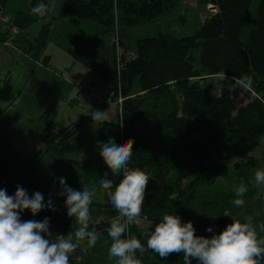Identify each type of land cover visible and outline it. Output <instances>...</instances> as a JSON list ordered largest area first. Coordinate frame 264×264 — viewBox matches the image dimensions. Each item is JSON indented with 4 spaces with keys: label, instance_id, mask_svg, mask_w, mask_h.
Returning a JSON list of instances; mask_svg holds the SVG:
<instances>
[{
    "label": "trees",
    "instance_id": "obj_1",
    "mask_svg": "<svg viewBox=\"0 0 264 264\" xmlns=\"http://www.w3.org/2000/svg\"><path fill=\"white\" fill-rule=\"evenodd\" d=\"M206 3L213 10H209L203 24L192 35L176 38L159 33L136 41L133 56H120V74L111 82L109 99L114 100L119 89L124 100L120 112L118 107L112 110L116 121L100 123L99 144L107 143L109 137L118 144L133 141L128 167L139 168L150 177L140 219L155 225L161 222L163 215L175 214L182 223L192 222L195 235L211 238L224 230V218L217 214L194 215L197 189L210 184L214 175L219 174L218 161L228 165L241 159L256 148L264 135V0H258L253 10L250 8L252 0H206ZM177 6V0H64L61 15L74 27H79L83 21L94 22L103 34L113 35L116 17L120 26L131 27L152 21ZM57 18L58 15L52 19ZM53 21L43 24L32 41L18 39L17 43L32 59L46 66L49 56L39 58ZM8 34L0 35V44L6 42ZM69 42L66 49L75 61H88L95 51L82 34ZM221 71L230 78L222 81L218 93L213 92L210 84L201 85L205 76L219 77ZM99 74L108 78L107 60L102 63ZM243 76L252 77L253 90L235 87L241 95L237 107L232 99L230 85H234V80L231 77ZM136 79L141 94L132 96ZM41 120L46 122L39 133L45 152L62 156L84 148L79 131L85 122L91 121L89 116L80 117L61 131L52 129L46 114ZM75 163L85 172L95 171L96 187L101 188L100 181L104 178L113 180L112 189L102 190L114 192L122 179V173L114 175L101 157L99 171L93 159ZM234 167L240 171L237 175L247 182L249 174L244 166L236 163ZM17 186L25 189L29 197L35 192L42 193L45 202L51 197L55 206V211L45 209L36 216L26 210L21 215L22 221H43L47 217L49 231L54 236L74 237L79 225L75 217L67 215L66 197L58 196L60 185L36 165L0 146V189L14 195ZM95 206L103 210L105 218L95 225L90 224L89 230L94 226L100 239L83 254L78 264H117V259L109 256L112 240L108 229L109 221L119 214L111 202H92L90 210ZM209 227L212 233L206 231ZM142 231L129 226L121 238H129L132 233L139 236ZM176 255L161 259L149 250L136 253L142 264H157ZM72 262L69 259V264Z\"/></svg>",
    "mask_w": 264,
    "mask_h": 264
},
{
    "label": "rangeland",
    "instance_id": "obj_2",
    "mask_svg": "<svg viewBox=\"0 0 264 264\" xmlns=\"http://www.w3.org/2000/svg\"><path fill=\"white\" fill-rule=\"evenodd\" d=\"M45 1L50 2V0ZM257 1L252 0L250 7L252 10L255 9ZM177 3L176 8L164 15L131 27L120 26L119 18L116 17L115 34L113 35L103 34L101 28L94 22L83 21L79 27H74L66 20L57 18L53 21L52 18L55 16L52 13L42 18L41 24L49 20L54 22L47 44L39 58L49 56L48 66L32 60H25V64H22L19 60L18 67L13 65L9 73L3 72L0 75V146L27 163L36 165L39 170L58 184L59 179L63 177L67 185L75 190H82L84 187L95 188L96 196L93 202L99 204L111 202V192L95 186L93 178L95 171L85 172L75 161L93 159L96 170H101L99 155L101 122L92 119V111L105 112L106 120L116 121L112 110L116 107L120 108L124 98L120 95L119 89L114 100L109 98L112 94L111 82L120 74V56L122 54L128 58L133 56L136 52V41L155 37L159 33L169 34L176 38L192 35L209 14L210 5L206 3V0H177ZM114 9L116 11V8ZM39 28L30 32V41L36 37ZM78 34H82L85 39L89 37L101 39L108 47L109 52L106 56L109 68L108 78H103L94 72L87 64L89 60L86 63L75 61L68 54L66 48L70 45L69 40ZM195 66L198 67V63H195ZM222 81L217 76H205L201 85L210 84L213 92L218 93ZM230 88L233 102L238 107L240 91L233 84ZM131 94L132 96L141 94L137 79L133 83ZM44 114L47 115L48 122L55 131L65 129L80 117L89 116L91 121L85 122L79 131L84 148L62 156L54 152H45L46 147L39 139V133L46 125V122L41 120ZM81 152L85 154L83 159ZM255 152L260 151L253 150L228 165L217 162L220 165L219 174L214 175L210 184L202 185L197 189L198 197L194 215H220L224 218L225 227L232 220L239 219L244 222L245 216H251L254 226L257 227L258 237L264 238V232L259 230V225L264 224V186L257 185L254 180L255 171L260 170L263 163L255 164ZM236 163H241L248 172L247 182L243 176L237 175L240 171L235 169ZM241 183L247 187V192L243 197H237L234 187ZM237 198L245 201L242 207H237L232 203ZM99 210V213H102L103 210L100 208L93 210L94 221ZM226 213L227 216H225ZM152 227L151 222L143 221L140 227L143 231L139 236L133 233L130 236L141 239L146 246V239L142 237V234L151 231ZM80 247L90 250L86 240L81 243ZM82 257L81 254L75 256L72 264H78ZM157 264H183V253ZM192 264H197V262L192 260Z\"/></svg>",
    "mask_w": 264,
    "mask_h": 264
},
{
    "label": "clouds",
    "instance_id": "obj_3",
    "mask_svg": "<svg viewBox=\"0 0 264 264\" xmlns=\"http://www.w3.org/2000/svg\"><path fill=\"white\" fill-rule=\"evenodd\" d=\"M49 8L46 4H37L31 9L32 14L44 16ZM220 80L229 79L225 71L218 73ZM234 87L252 91L251 76L241 78L231 77ZM92 119L103 122L107 119L105 112L92 111ZM133 141L116 143L109 137L107 143L99 144V155L106 167L122 179L110 193L111 205L119 216L112 220L108 236L112 243L109 256L117 259V264H142L136 253L143 254L146 250L158 254L161 259L170 254L183 253V264H262L264 261V238L258 237L257 227L251 216H245L244 222L232 220L218 235L211 238L195 235L191 221L182 223L178 215L165 214L161 222L153 225L154 230L142 234L146 246L136 236L122 239L133 222L141 217L149 175L139 168L130 169ZM85 154L81 152L83 159ZM106 175V174H105ZM254 180L257 185L264 186V169L256 170ZM60 192L58 196L66 197L65 207L69 218L75 217L79 227L72 236L56 235L49 231V219L43 221H22L21 215L26 210L32 216L48 209L55 211L51 197L45 202L40 192L29 197L25 189L17 186L14 195H9L6 189H0V264H69V256L85 240L88 246H95L100 234L90 223L95 225L90 206L96 196L95 188L84 187L75 190L67 185L66 179H59ZM102 189H112L113 180L104 178L100 181ZM237 197H243L247 187L241 183L234 187ZM237 207H242L245 201L237 198L232 201ZM227 216V213L225 214ZM152 227V228H153ZM264 232V224L259 225ZM212 233L211 227L206 229Z\"/></svg>",
    "mask_w": 264,
    "mask_h": 264
},
{
    "label": "crops",
    "instance_id": "obj_4",
    "mask_svg": "<svg viewBox=\"0 0 264 264\" xmlns=\"http://www.w3.org/2000/svg\"><path fill=\"white\" fill-rule=\"evenodd\" d=\"M37 0H0V35L5 34L8 32V39L6 42L0 44V75L3 72L9 73L8 71L12 69L13 65L17 66L18 61L20 60L22 64H25V60H32L40 64L39 61H35L31 58L30 54H27L22 49L19 48L18 39H23L25 41H30V32L36 31L40 24V20L42 18L48 17V14L51 13V7L54 3V0H50V2L41 0L38 3ZM49 5V10L47 14L44 16L34 15L31 12V9L39 3ZM64 0H62L60 9L58 11V18L59 20H63L62 18V5ZM50 22V20H49ZM48 23V22H46ZM45 24V23H43ZM41 24V26L43 25ZM40 26V28H41ZM80 26V25H79ZM39 28V29H40ZM16 31L17 34L12 36L11 33ZM40 31V30H39ZM38 34V33H37ZM37 36V35H36ZM34 39V38H33ZM90 44L94 48V53L91 55L89 62L85 61L84 63L88 62V66L96 73L99 74L101 69L102 63L107 60L106 56L108 54V47L104 44L101 39H91L90 37L87 38ZM10 65V67H9ZM18 67V66H17ZM259 150L260 152L254 153V161L255 164H262L260 167L261 169L264 168V135L259 138L258 145L254 149V151ZM254 164V165H255ZM263 187V186H262ZM255 195V194H254ZM104 198V196H103ZM96 203V202H94ZM110 203V202H108ZM98 206L93 207L91 214L93 215V210H98ZM101 209V208H100ZM100 210L97 212L99 213ZM104 212L99 213L95 217V221L100 222L104 220ZM115 219V218H114ZM113 219L109 221V225L111 224ZM91 224V223H90ZM75 241V240H74ZM73 241V242H74ZM88 249L81 248L80 246L75 250V253L70 254L69 259L73 260L75 256L83 255L87 252ZM75 254V255H74Z\"/></svg>",
    "mask_w": 264,
    "mask_h": 264
},
{
    "label": "water",
    "instance_id": "obj_5",
    "mask_svg": "<svg viewBox=\"0 0 264 264\" xmlns=\"http://www.w3.org/2000/svg\"><path fill=\"white\" fill-rule=\"evenodd\" d=\"M61 3H62V0H54V3L51 7V13L53 16H56L58 14Z\"/></svg>",
    "mask_w": 264,
    "mask_h": 264
},
{
    "label": "built area",
    "instance_id": "obj_6",
    "mask_svg": "<svg viewBox=\"0 0 264 264\" xmlns=\"http://www.w3.org/2000/svg\"><path fill=\"white\" fill-rule=\"evenodd\" d=\"M209 10H210V11L213 10L212 6H209ZM13 34L15 35V34H17V32H16V31H13ZM118 109H119V112H120L121 107H120V108L118 107ZM143 221H144L143 219H140V218H139L138 222H133V223L130 224L129 226H135V227H137V228H140L141 225H142V223H143Z\"/></svg>",
    "mask_w": 264,
    "mask_h": 264
}]
</instances>
